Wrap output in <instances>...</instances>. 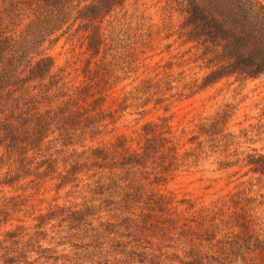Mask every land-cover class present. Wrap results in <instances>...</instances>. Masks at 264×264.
I'll return each instance as SVG.
<instances>
[{
    "label": "rangeland",
    "instance_id": "374dc122",
    "mask_svg": "<svg viewBox=\"0 0 264 264\" xmlns=\"http://www.w3.org/2000/svg\"><path fill=\"white\" fill-rule=\"evenodd\" d=\"M116 3L95 25L104 32L96 56L72 8L60 35L39 43L69 95L91 60L90 76L103 75V110L77 145H50L85 151L68 159L77 165L70 178L69 166L56 165L5 183L17 164L0 159V264H264V74L208 81L227 61L186 35L184 0ZM151 131H164L184 157L158 148L126 172L118 153L138 150Z\"/></svg>",
    "mask_w": 264,
    "mask_h": 264
},
{
    "label": "trees",
    "instance_id": "16d2710c",
    "mask_svg": "<svg viewBox=\"0 0 264 264\" xmlns=\"http://www.w3.org/2000/svg\"><path fill=\"white\" fill-rule=\"evenodd\" d=\"M184 2V24L188 28L186 35L206 47L211 44L210 51L227 61L210 73L208 81L238 71H245L250 76L264 74V4L257 0ZM116 5V0H0V147L3 148L0 159L3 161L6 156L17 164L10 169L14 174L9 175L5 183L30 175H45L48 168L56 165L69 166L68 174L64 175L66 178H70L72 171H75L77 165L74 161L85 151L78 152L74 147L68 153V149L61 148L77 145L75 140L88 132L91 124L98 123L97 115L103 110L99 108L101 103L98 104L102 98L99 92L103 75H96V79H93L95 76H90L93 71L91 60H88L83 69L88 74L86 82L75 86L72 92L75 96L69 95L63 74L53 70V59L42 55L38 46L40 42L60 35L58 31L68 20L67 9L72 8L79 12L77 19L86 21L82 30L87 41L86 50L91 52V57L96 56L104 40V32L96 30L95 25L103 21ZM93 64L97 66V63ZM65 97L67 99L64 100ZM79 101L88 102L90 107L73 110L72 107ZM151 132L152 136L138 150L125 154L127 148L124 147L125 152L118 153L119 164L125 165L126 172L130 173L131 165L143 157L150 158L151 152L157 153L158 148L169 158L184 157L164 131ZM59 141L61 148L50 146ZM100 152L93 150V153ZM34 153L41 156L33 167L36 173L29 170L32 164L30 157ZM183 153L189 154L187 151ZM70 156L76 157L74 163L68 162ZM112 164L117 162L112 161ZM139 180L138 175L131 174L127 183L137 191ZM139 198L141 194L135 193L125 203L131 199L138 201ZM150 207L148 205V209ZM71 214L79 218L77 211ZM215 216L209 221L215 220ZM14 233L8 232V235L20 234ZM139 254L142 255V252Z\"/></svg>",
    "mask_w": 264,
    "mask_h": 264
}]
</instances>
